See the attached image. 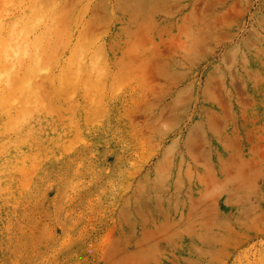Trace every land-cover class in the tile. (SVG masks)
Returning a JSON list of instances; mask_svg holds the SVG:
<instances>
[{
    "label": "rangeland",
    "instance_id": "obj_1",
    "mask_svg": "<svg viewBox=\"0 0 264 264\" xmlns=\"http://www.w3.org/2000/svg\"><path fill=\"white\" fill-rule=\"evenodd\" d=\"M0 8V264H264V0Z\"/></svg>",
    "mask_w": 264,
    "mask_h": 264
},
{
    "label": "clouds",
    "instance_id": "obj_2",
    "mask_svg": "<svg viewBox=\"0 0 264 264\" xmlns=\"http://www.w3.org/2000/svg\"><path fill=\"white\" fill-rule=\"evenodd\" d=\"M39 23L37 19L28 25L18 19L6 26V36L0 40V85L10 86L13 77L25 67L32 75L48 70L42 62L40 44L30 38Z\"/></svg>",
    "mask_w": 264,
    "mask_h": 264
},
{
    "label": "bare ground",
    "instance_id": "obj_3",
    "mask_svg": "<svg viewBox=\"0 0 264 264\" xmlns=\"http://www.w3.org/2000/svg\"><path fill=\"white\" fill-rule=\"evenodd\" d=\"M2 9L4 10V8H0V40L4 39L3 36H2V31H3V27H4V24H3L4 21L2 20V18L4 17L3 16V12L4 11H2ZM5 15H6V13H5ZM25 79H27L26 83L28 84V82L30 80V76L25 77Z\"/></svg>",
    "mask_w": 264,
    "mask_h": 264
}]
</instances>
